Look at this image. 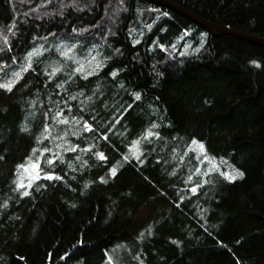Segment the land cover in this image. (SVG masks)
Masks as SVG:
<instances>
[{
	"label": "trees",
	"instance_id": "obj_1",
	"mask_svg": "<svg viewBox=\"0 0 264 264\" xmlns=\"http://www.w3.org/2000/svg\"><path fill=\"white\" fill-rule=\"evenodd\" d=\"M169 1L264 38V0ZM53 39L0 89V264H264V47L147 0H0V83Z\"/></svg>",
	"mask_w": 264,
	"mask_h": 264
},
{
	"label": "snow or ice",
	"instance_id": "obj_2",
	"mask_svg": "<svg viewBox=\"0 0 264 264\" xmlns=\"http://www.w3.org/2000/svg\"><path fill=\"white\" fill-rule=\"evenodd\" d=\"M13 27H15V25H12L11 27H8V31L11 32ZM13 34H14V33H13ZM3 42H4L5 45L8 44L7 37H4ZM10 50H11V49L9 48V51H10ZM0 51H3V49H0ZM69 52H71V49H69L68 52H61V55L64 56L65 58H69V59H70L71 57H69ZM33 55H34L33 52H29V53L27 54V56L25 57V59H26L27 61H29V63H28L26 66H25V65H21V68H20V71H19V72H13V77H14V79H9V80H7L6 82L0 83V89H4V90H6V91H8V92H11V91H12V89H13L14 85L16 84V82L21 78V72H27L28 69L31 68V58H32ZM13 59H15V57H13ZM252 63L255 64L256 62L253 61ZM97 66H99V65H97ZM257 66H259V65H257ZM56 71H59V69H53V74H54ZM75 71H77V72H82V71H83L82 66H81V67H78L77 69H75ZM89 74H91V73H89ZM50 75H51V74H50ZM110 75H112L113 77H115V76H116V72L113 71V72L110 73ZM85 78H86V77H85ZM59 86H60V85H58V87H59ZM133 96H134V101H133V102L138 101V100H140V98H141V95H140L139 92L133 93ZM131 107H132V104H129V105H128V108H131ZM125 110H127V109H125ZM56 115L59 116L60 113L58 112ZM63 122L67 123V120H64ZM76 123H80V121H76ZM152 127L154 128V127H156V125L153 124ZM83 130H84V131H91V130H92V126L89 125V124L87 123V121H85L84 124H83ZM74 134H75V133H74ZM154 135H158V134L153 133V132L150 131V130H146L145 133L142 134L141 139H142V140H147L149 137H152V136H154ZM104 138L107 139L106 136H105ZM192 142H193L194 144L197 143V141H195V140H193ZM132 143H133V145H138V144L140 143V140H134ZM200 149H201V152L204 151V145H203V144L200 145ZM72 150H75V149H72ZM85 150H90V149H85ZM34 151H35V150H34ZM45 151H48V149H45ZM138 151H139V149H137V151H135V152H132V156H133V158L136 159L139 163H143V160L141 159V157H140L139 155H137V152H138ZM94 155L97 156V158H99V159H101V160H106V159H107V157L104 155L103 152H96V153H94ZM124 159L127 160V159H128V156H125ZM47 163L51 165V164L54 163V161H53L52 159H48V160H47ZM21 167H24V166L21 165ZM31 167H32L34 170H36V175L34 176V179H39V178H41V177H40V172L42 171V169L39 168V164H38V162H37V163H33V164L31 165ZM25 171H27L26 168H25ZM109 171H110V173H111L113 176L116 175V168H115V167H112L111 169H109ZM234 171H235V174L223 173L222 175H224L225 178H226L227 180H229L230 182H231V181H234L237 177H242V176H243V172L239 171L238 169H237V170H234ZM204 175L207 176V175H209V173L206 172V173H204ZM43 178H44V179H48V180H52V179H57V180H59V179H61L60 176H56V175H54L53 173H50V172L44 173ZM101 180L103 181V177H101ZM189 180H191V177H189ZM20 187H24V185H23V184H20ZM196 190H197V187H193V188H191V191H192L193 193H195ZM23 194H24V195H27V192H25V193H23ZM174 243H175V242H174ZM65 255H66V254H65ZM106 255H107V253H106ZM60 258L63 259L64 257H60ZM21 259H23V258H21ZM108 264H112V259H111V258H109Z\"/></svg>",
	"mask_w": 264,
	"mask_h": 264
},
{
	"label": "water",
	"instance_id": "obj_3",
	"mask_svg": "<svg viewBox=\"0 0 264 264\" xmlns=\"http://www.w3.org/2000/svg\"><path fill=\"white\" fill-rule=\"evenodd\" d=\"M153 4L164 7L170 11L180 14L194 24L200 26L207 32H209L213 37H220L222 35H227L234 37L239 40H243L249 43H253L259 46L264 47V38L257 36L245 34L234 29H231L227 26H222L213 22L202 19L201 17L189 12L188 10L182 8L179 5L174 4L169 0H147Z\"/></svg>",
	"mask_w": 264,
	"mask_h": 264
},
{
	"label": "rangeland",
	"instance_id": "obj_4",
	"mask_svg": "<svg viewBox=\"0 0 264 264\" xmlns=\"http://www.w3.org/2000/svg\"><path fill=\"white\" fill-rule=\"evenodd\" d=\"M76 47H77V43H65V44H63L61 47H60V49L61 50H63V51H61V52H68V50L69 49H71V52H69V54H71V53H73L75 50H76ZM56 48H57V43H56V41H55V39H53V40H44L43 42H40L36 47H34L31 51H29V52H33V53H35L37 50L36 49H40V51H41V49L42 50H44L45 52H48V51H53V50H56ZM28 52V53H29ZM43 52V51H42ZM27 53V54H28ZM74 54V53H73ZM27 56V55H26ZM27 63H28V61L26 60V62L25 63H23V65H27ZM85 63H89V64H91L89 61L87 62V61H85ZM0 65H2V66H5V63L4 62H1L0 61ZM22 65V64H21ZM20 65V66H21ZM20 71V68H15V69H12L11 71H10V74L8 75V76H6V78L2 81V83L3 82H6L7 80H9V79H14V77H13V72H19ZM0 72L1 73H4L5 72V70H4V68H1L0 69ZM22 73L23 72H21V75H22Z\"/></svg>",
	"mask_w": 264,
	"mask_h": 264
},
{
	"label": "bare ground",
	"instance_id": "obj_5",
	"mask_svg": "<svg viewBox=\"0 0 264 264\" xmlns=\"http://www.w3.org/2000/svg\"><path fill=\"white\" fill-rule=\"evenodd\" d=\"M210 22V21H209ZM193 23V22H192ZM206 31V30H205ZM209 33V32H208ZM210 34V33H209ZM211 35V34H210ZM212 36V35H211ZM181 52V51H180Z\"/></svg>",
	"mask_w": 264,
	"mask_h": 264
}]
</instances>
